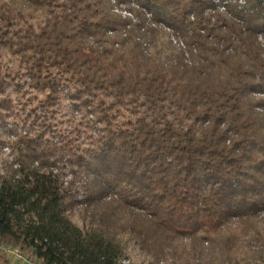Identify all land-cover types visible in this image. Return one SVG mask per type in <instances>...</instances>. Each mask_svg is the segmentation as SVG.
Here are the masks:
<instances>
[{
	"label": "trees",
	"instance_id": "trees-1",
	"mask_svg": "<svg viewBox=\"0 0 264 264\" xmlns=\"http://www.w3.org/2000/svg\"><path fill=\"white\" fill-rule=\"evenodd\" d=\"M0 121L3 264L264 244V0H0Z\"/></svg>",
	"mask_w": 264,
	"mask_h": 264
},
{
	"label": "rangeland",
	"instance_id": "rangeland-1",
	"mask_svg": "<svg viewBox=\"0 0 264 264\" xmlns=\"http://www.w3.org/2000/svg\"><path fill=\"white\" fill-rule=\"evenodd\" d=\"M223 11V10H222ZM128 18H132L130 13H124ZM11 121L7 124L0 121V173L7 164H11L13 156L9 148L13 139ZM79 222L80 218L77 217ZM234 230L241 229L240 226L232 225ZM240 227V228H239ZM258 229H262L259 226ZM227 238L215 244H201L194 246L188 241L177 242L167 250L168 256L161 260H155L145 254L135 251L132 256L133 264H264V244L252 236L241 238L234 244H227ZM4 255V254H3ZM5 256V255H4ZM6 258V257H5ZM11 264H23L14 259L9 260ZM3 261L0 262V264ZM129 264V262H127Z\"/></svg>",
	"mask_w": 264,
	"mask_h": 264
},
{
	"label": "built area",
	"instance_id": "built-area-1",
	"mask_svg": "<svg viewBox=\"0 0 264 264\" xmlns=\"http://www.w3.org/2000/svg\"><path fill=\"white\" fill-rule=\"evenodd\" d=\"M2 251L5 256L23 264H42L32 254L22 251L17 247L5 245L2 247Z\"/></svg>",
	"mask_w": 264,
	"mask_h": 264
}]
</instances>
